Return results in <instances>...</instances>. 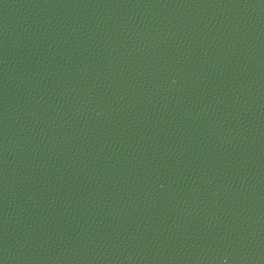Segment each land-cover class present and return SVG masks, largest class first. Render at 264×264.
Instances as JSON below:
<instances>
[{
    "label": "water",
    "instance_id": "95a60500",
    "mask_svg": "<svg viewBox=\"0 0 264 264\" xmlns=\"http://www.w3.org/2000/svg\"><path fill=\"white\" fill-rule=\"evenodd\" d=\"M0 264H264V0H0Z\"/></svg>",
    "mask_w": 264,
    "mask_h": 264
}]
</instances>
